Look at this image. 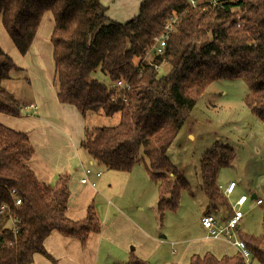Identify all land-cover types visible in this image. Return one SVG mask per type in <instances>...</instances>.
Returning <instances> with one entry per match:
<instances>
[{
  "label": "trees",
  "instance_id": "obj_1",
  "mask_svg": "<svg viewBox=\"0 0 264 264\" xmlns=\"http://www.w3.org/2000/svg\"><path fill=\"white\" fill-rule=\"evenodd\" d=\"M101 0H0L3 25L21 54H26L46 12L54 18L51 35L55 63L54 86L60 102L88 114H119L112 126L85 129L81 146L106 169L129 171L140 160L157 184L160 222L176 210L190 183L170 160L167 151L190 117L199 98L214 81L243 79L248 86L245 104L264 123V0H142L133 18L120 22L107 15ZM162 55L153 52L154 37L164 33ZM153 59L148 63L146 53ZM167 63L160 73L156 65ZM18 69L0 46V112L22 114L21 105L3 87ZM99 74L110 83L99 79ZM123 79L128 90L113 88ZM115 98V99H113ZM123 98H126L125 100ZM35 147L29 134L0 122V220L16 219L0 229V264H31L35 253L47 256L45 240L56 230L86 243L102 223L90 204L85 218L67 216L71 175L60 173L54 183L40 181L30 166ZM235 151L216 142L201 157V189L209 212L227 207L219 189V170L231 164ZM17 191L21 204L15 205ZM214 209H213V208ZM212 209V210H210ZM263 234L239 231L251 259L264 264ZM119 264H148L135 253ZM189 264H248L241 253L232 256L193 254Z\"/></svg>",
  "mask_w": 264,
  "mask_h": 264
},
{
  "label": "crops",
  "instance_id": "obj_2",
  "mask_svg": "<svg viewBox=\"0 0 264 264\" xmlns=\"http://www.w3.org/2000/svg\"><path fill=\"white\" fill-rule=\"evenodd\" d=\"M141 1L101 0L107 7V15L120 22L136 16ZM53 29V15L46 12L29 51L21 54L3 25H0V46L18 66L12 76L3 81V87L13 94L21 106L29 104L37 106L35 109L28 108L22 111L20 116L0 112V122L12 129L29 134L35 147L29 164L40 181L52 184L60 173L67 172L71 175L67 207L69 218L73 220L85 218L89 205L93 204L101 222L104 220L105 223H102L99 232L89 236L86 243L66 237L56 230L52 231L44 243L49 256L35 253L31 264H119L128 261L131 253L148 261V264H188L193 254L204 255L212 252L220 258L239 252L233 241L209 236L202 223L206 234L201 238L199 236L197 245H186L182 252L177 246L186 243V239L176 238L167 242L166 234L159 233L158 237L155 236L154 230L147 227L145 223V217L153 216L154 208L152 207L158 200L156 185L149 179L147 172L145 175L141 171L132 169L120 171L127 174L122 175L124 179L122 189L120 191L113 189L112 181L120 173L116 172L118 170L111 171L104 168L82 148L81 142L86 129L85 117L74 105L62 103L57 97L51 42ZM25 74L28 75V78L26 77L28 82L26 80L23 81L24 83L16 82ZM94 164L106 171L102 174L100 170L91 168L92 173L89 178L95 185L91 182L82 183L84 171ZM231 181L236 182L233 179L225 182L218 180L219 184L224 186ZM237 188L236 182V187L231 194L235 199L241 194H246L249 197L248 202L253 201V205H256L258 198L264 199L258 195L256 189L245 192L238 191ZM130 197L136 201L137 212L133 208L127 209L121 205ZM148 203L149 207L146 208ZM258 205L262 206L264 202ZM208 207V204L203 206L200 219L203 214L209 212ZM146 211L147 214L144 213ZM211 212L218 216L216 212ZM218 217L225 220L228 216ZM188 224L189 221L186 227Z\"/></svg>",
  "mask_w": 264,
  "mask_h": 264
},
{
  "label": "rangeland",
  "instance_id": "obj_3",
  "mask_svg": "<svg viewBox=\"0 0 264 264\" xmlns=\"http://www.w3.org/2000/svg\"><path fill=\"white\" fill-rule=\"evenodd\" d=\"M168 69V64L163 63L159 71L162 74ZM27 76V74L23 75V78L16 82L25 81ZM99 79L107 84L110 83L109 78L103 74H99ZM26 81L28 82V80ZM247 93L248 86L240 78L221 79L211 83L206 92L199 98L187 122L167 151L170 160L190 183L191 190L182 191L178 208L167 210L162 222H160L156 201L152 207L154 208L153 216L145 217V223L147 227L154 230L155 236L158 237L159 233L166 234L167 242L176 238L186 239V243L177 246L180 252L184 250L186 245H197L199 236L201 238L206 234L203 229L204 226L202 227L200 222L201 210L205 204H208V200L201 189L200 161L202 155L216 142L230 145L235 151V157L231 160V164L220 168L218 180L225 182L233 179L237 182L238 191L249 192L250 189H256L258 195L264 198V123L245 104ZM119 121V114L108 117L103 113H90L85 118L87 127L112 126ZM142 156L141 153L140 160L133 166L132 170L141 171L145 174L147 170ZM89 167L96 171L100 170L102 174L106 171L98 167L97 164ZM116 172L120 174L112 181L113 189L120 191L124 181L122 175L127 174L120 171ZM149 179L152 181L151 178ZM154 183L157 188L155 181ZM224 197L228 206H218L216 211L218 216L222 218L230 215L232 203L236 200L233 195ZM232 199L235 200L229 202ZM135 204L136 201L130 197L126 203L121 205L127 209L133 208L137 212ZM148 207L149 203L146 205V208ZM243 210L245 215L241 221V232L246 235H262L264 205H253V201L250 200L243 207ZM144 213L147 214V211ZM188 221L189 224L186 227ZM103 222L105 223L104 220ZM13 226V218H9L8 221L0 220V229ZM250 264L260 263L253 260Z\"/></svg>",
  "mask_w": 264,
  "mask_h": 264
},
{
  "label": "built area",
  "instance_id": "obj_4",
  "mask_svg": "<svg viewBox=\"0 0 264 264\" xmlns=\"http://www.w3.org/2000/svg\"><path fill=\"white\" fill-rule=\"evenodd\" d=\"M193 6H196V0H190ZM212 5L217 4V0H210ZM174 20L169 22L166 26V31L156 37L155 44L153 46V52L156 55H162L164 53V49L166 47V38L167 32L172 28ZM145 59L148 63H151L153 57L150 52L146 53ZM161 65H156V69L159 70ZM113 88L122 89L123 91L128 90L129 85L123 80L118 79L112 83ZM115 99V98H113ZM124 100L126 98H123ZM28 108H37L36 105L30 104L21 106V111H25ZM92 173L91 168H87L84 171V176L81 178L82 183H88L90 181V174ZM100 174V172H98ZM92 185H95L94 182H91ZM236 187V182L231 181L227 185L219 184V189L222 193L229 197L232 194ZM11 193L15 196V205L18 206L21 204V198L17 196V191L15 189L11 190ZM249 197L246 194L239 195L236 200L232 203V212L225 219L221 220L215 213L207 212L201 216V223L204 228L207 230V234L211 237H222L234 242L236 247L239 250V253L245 258V261L250 264L251 259V251L246 245V243L238 237V232L240 230L241 221L244 218V210L243 207L248 202ZM263 199L258 198L256 200V204H262ZM7 210V205L2 204L0 207V212L4 213ZM13 229L16 230V219H13Z\"/></svg>",
  "mask_w": 264,
  "mask_h": 264
}]
</instances>
